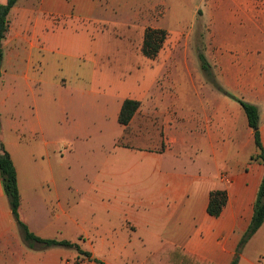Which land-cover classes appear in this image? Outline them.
<instances>
[{"label":"crops","instance_id":"0c3cea01","mask_svg":"<svg viewBox=\"0 0 264 264\" xmlns=\"http://www.w3.org/2000/svg\"><path fill=\"white\" fill-rule=\"evenodd\" d=\"M3 1L0 0V5L7 0ZM119 3L120 0H19L8 16L2 76L5 68L8 74L21 70L29 83L34 57L45 52L56 53L57 46L50 43L51 37L65 33L68 23L75 20L104 22L109 10L118 8ZM207 4L215 20L224 19L228 26L227 36L213 35L212 41L219 42V50L212 57L218 64L213 65V75L220 80L222 76L226 91L235 98L258 107L264 147V44L257 57L247 55V48L237 45L264 42V0H211ZM61 19L62 24L57 22ZM223 41L230 42L228 55L219 48ZM7 49L12 50L14 61L5 66ZM181 54L174 49L166 55L160 51L158 58L160 62L166 58L164 65H146L131 72L129 63L127 78L126 75L104 78L106 86L115 84L121 77L129 83L134 81L128 93L112 95L117 105V121L126 99L141 102L127 127L118 123L123 137L129 141L119 145L113 153L115 156L108 158L127 157L131 163L125 166L116 160L107 162V166L116 170L109 173L119 178L115 185L134 188L132 201L138 209L122 218L123 226L135 234L148 235L141 240V247L155 242L151 252L140 259L137 257L141 251H134L131 262L127 244L120 248L119 242H112L108 244L111 252L104 264H232L251 223L264 177V166L251 160L258 154L254 132L241 105L219 90L218 94L212 93L215 86L202 77L196 81L187 61H178ZM67 57L70 62L66 61L65 67L69 72L75 57ZM143 58L140 63L159 64L144 55ZM78 68L74 80L82 88L89 68ZM11 127L16 128V122ZM101 137L104 138V131ZM2 142L17 171L20 207L24 208L27 198L36 199L43 204V214L47 217L45 221L31 222L23 219L20 208L21 220L36 236L55 239L60 213L54 211L60 207L61 197L54 178L55 152L38 151L36 144L29 146L18 134ZM51 145L45 142L44 147ZM102 145L104 149V142ZM100 165L103 180L100 193L104 194V154ZM35 168H40L37 179ZM219 190L227 192L228 202L219 217H212L207 212L210 194ZM83 241L80 235L71 243L81 248ZM91 255L92 258L81 262L75 253L63 247L42 250L37 245L36 249H30L23 241L0 177V264H71L72 257H77L76 264H97L93 252ZM238 264H264V225L246 244Z\"/></svg>","mask_w":264,"mask_h":264},{"label":"rangeland","instance_id":"374dc122","mask_svg":"<svg viewBox=\"0 0 264 264\" xmlns=\"http://www.w3.org/2000/svg\"><path fill=\"white\" fill-rule=\"evenodd\" d=\"M209 2L211 0H120L119 7L109 10V17L104 22L98 19L75 20L68 23L65 33L51 37L50 43L57 46L56 53L45 52L34 57V70L29 83L24 80L21 70L8 74L5 68L0 78V101L5 102L0 104V139L18 134L29 146L36 144L38 151L55 152L54 178L61 196L60 207L54 211L60 213V220L53 219L59 223L54 235L56 240L71 242L81 235L84 241L80 249L93 252L94 258L103 262L111 252L108 244L112 242H119L120 248L127 244L130 262L134 251H141L138 259L151 252L154 241L141 247V240L148 235L135 234L122 224L123 217L138 209L132 201L134 188L131 185H115L119 178L111 177L109 173L116 170L107 166V162L116 160L125 166L131 163L127 157L120 160L108 158L115 156L113 153L119 145L129 141L126 136L123 137L122 127L118 124L117 105L112 95L128 93L134 81L129 83L121 77L115 84L106 86L104 78L106 75L115 78L126 75L127 78L129 63L131 72L146 65H164L166 58L160 62L159 56L153 60L159 61V64L140 63L144 59V34L148 28H153L168 33L161 49L163 55L169 50H178L182 53L178 61H187L194 79L197 81V77H202L210 83L202 68L200 55L206 58L213 74V65L217 62L212 57L219 50V42L212 41L213 35L227 36L228 26L224 19L215 20L207 4ZM256 12L260 14L259 10ZM57 22L62 24L64 21ZM229 44L223 41V47H219L227 55L230 54ZM262 44L264 42L237 43L247 48L249 56L260 55L258 51ZM6 52L5 66L14 61L12 50L7 49ZM71 55H74L75 63L71 62L72 71L68 72L65 63L70 62L67 56ZM79 66L89 68L82 88L74 80ZM213 77L221 88L227 90L222 76L221 80L217 75ZM211 92L218 94L216 88ZM11 122H16L17 127L12 128ZM20 122H23L22 126ZM102 131L104 138L101 137ZM45 142L53 145L46 148ZM103 154L104 194H101L100 162ZM39 171L40 168H35L36 179ZM45 176H48L47 172ZM107 189L111 192L108 193ZM21 213L23 219L28 218L31 222L47 219L43 214V204L32 198L25 200ZM31 213L42 214L33 216ZM64 249L75 253L81 262L87 258L77 249ZM77 257L70 258L71 264H76Z\"/></svg>","mask_w":264,"mask_h":264},{"label":"trees","instance_id":"16d2710c","mask_svg":"<svg viewBox=\"0 0 264 264\" xmlns=\"http://www.w3.org/2000/svg\"><path fill=\"white\" fill-rule=\"evenodd\" d=\"M19 0H7L4 5H0V78L2 77V64L4 60V40L9 30L8 16L13 7L16 6ZM168 33L163 29L148 28L144 34L142 53L149 59H156L161 51ZM202 62V68L206 75L209 77L210 82L215 86L226 97L238 102L244 110V113L248 120L249 127L254 132V143L258 154L252 157V161L259 162L264 166V147L261 142L260 134V111L257 106L244 102L235 98L233 95L228 93L226 90L218 86L215 82L213 74L210 73V67L207 63L206 58L200 55ZM141 102L133 99H126L121 107L118 123L121 126L127 127L134 115L140 109ZM0 132H1V121H0ZM0 177L3 185L4 192L9 200L10 208L15 221L18 224L20 232L22 234L23 241L32 250L36 249V246H40L42 250L64 247L77 249L79 253L87 258H92L90 252L82 251L77 244L71 243L67 240H56V239H42L33 234L28 226L20 219L19 209L21 204L20 192L18 188L17 171L10 153L5 148L2 140L0 139ZM228 202V194L225 190H219L211 192L210 201L207 212L212 217H219ZM264 225V177L259 187L257 197L254 204V213L251 223L243 235L237 252L236 257L232 264H238L240 255L246 246V244L252 239V237L258 232V230ZM97 264H104V262L96 260Z\"/></svg>","mask_w":264,"mask_h":264}]
</instances>
